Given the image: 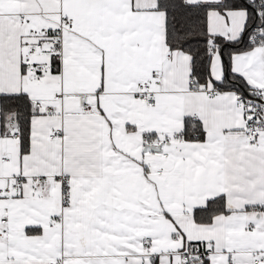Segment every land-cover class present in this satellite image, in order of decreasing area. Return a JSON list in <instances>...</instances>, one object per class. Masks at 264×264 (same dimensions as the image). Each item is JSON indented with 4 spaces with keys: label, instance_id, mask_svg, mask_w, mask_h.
Wrapping results in <instances>:
<instances>
[{
    "label": "snow or ice",
    "instance_id": "snow-or-ice-1",
    "mask_svg": "<svg viewBox=\"0 0 264 264\" xmlns=\"http://www.w3.org/2000/svg\"><path fill=\"white\" fill-rule=\"evenodd\" d=\"M0 264H264V0H0Z\"/></svg>",
    "mask_w": 264,
    "mask_h": 264
}]
</instances>
